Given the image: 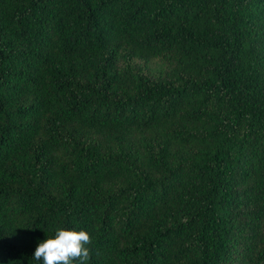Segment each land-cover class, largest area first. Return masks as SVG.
<instances>
[{
    "label": "trees",
    "instance_id": "1",
    "mask_svg": "<svg viewBox=\"0 0 264 264\" xmlns=\"http://www.w3.org/2000/svg\"><path fill=\"white\" fill-rule=\"evenodd\" d=\"M0 264H264V0H0Z\"/></svg>",
    "mask_w": 264,
    "mask_h": 264
},
{
    "label": "rangeland",
    "instance_id": "2",
    "mask_svg": "<svg viewBox=\"0 0 264 264\" xmlns=\"http://www.w3.org/2000/svg\"><path fill=\"white\" fill-rule=\"evenodd\" d=\"M149 67L152 68V69H155V68L158 67V63H156V62H152V63L149 65Z\"/></svg>",
    "mask_w": 264,
    "mask_h": 264
}]
</instances>
